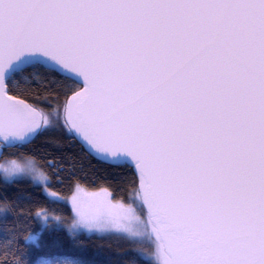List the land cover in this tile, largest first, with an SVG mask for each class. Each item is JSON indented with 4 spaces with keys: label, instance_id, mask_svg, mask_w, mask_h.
<instances>
[{
    "label": "snow or ice",
    "instance_id": "1",
    "mask_svg": "<svg viewBox=\"0 0 264 264\" xmlns=\"http://www.w3.org/2000/svg\"><path fill=\"white\" fill-rule=\"evenodd\" d=\"M37 66L82 81L64 125L7 94ZM58 130L134 169L129 206L73 197L69 235L154 236L158 264H264V0H0V155ZM28 172L50 184L32 157L3 181Z\"/></svg>",
    "mask_w": 264,
    "mask_h": 264
},
{
    "label": "trees",
    "instance_id": "2",
    "mask_svg": "<svg viewBox=\"0 0 264 264\" xmlns=\"http://www.w3.org/2000/svg\"><path fill=\"white\" fill-rule=\"evenodd\" d=\"M23 75L29 82L20 80V86H10L8 94L37 108L53 123V112L58 109L59 123L64 125L65 102L80 86L71 85L63 76L40 66L27 69ZM26 157L34 158L37 167L49 177L48 190L62 197L80 187L86 191L106 190L113 201L124 202L125 206L136 199L130 196V167L114 168L97 161L69 138L66 130L44 132L23 148L4 149L1 159ZM5 200L7 210L0 211V260L5 259L3 246L8 243L9 264H58L65 258L74 259L77 264H129L139 255L131 240L117 234L81 232L73 236L61 226L57 230L51 222L45 228L38 213L69 219L71 209L63 202H50L55 200L46 197L42 187L29 180L4 182L0 175V201ZM148 262L140 256V264Z\"/></svg>",
    "mask_w": 264,
    "mask_h": 264
},
{
    "label": "rangeland",
    "instance_id": "3",
    "mask_svg": "<svg viewBox=\"0 0 264 264\" xmlns=\"http://www.w3.org/2000/svg\"><path fill=\"white\" fill-rule=\"evenodd\" d=\"M3 145V144H0ZM12 159V158H4L0 160V175L3 178L4 175V167L7 166V162ZM20 162L23 164L24 163V158L20 159ZM39 169V168H38ZM40 170V169H39ZM41 171V170H40ZM42 172V171H41ZM33 176H36L37 179H39V175L38 173H33V172H28L26 175L23 176H19L17 179H25V180H29L33 183ZM15 179V180H17ZM47 183H45V185H39L42 187L44 193L47 192V196L51 199V200H55V201H60L63 202L65 204H67L70 209H71V216L69 219H64V218H60V217H54L51 215H48L44 212H40L38 213L39 219L41 220L42 223H49L51 222L52 224L57 225V222H59V226L63 227L67 232L69 230V228H71L73 226V224L76 221V215H75V211L73 209V205H72V200L73 197H76L78 202L84 206H87L91 203H93V198L96 197L99 194H102L103 192H105L106 190H100V191H86L80 187H77L74 192L67 197H62L56 193H53L51 191L48 190L47 188ZM109 199L111 200L112 203H117L115 201L112 200V198L109 195ZM137 215H139V213H137ZM141 219L144 221V223H147L148 220V216L144 213L143 216L141 217ZM133 227L135 228L136 225L133 223ZM139 228L141 230V232H143L144 230V224L139 225ZM150 231V229H149ZM81 232H86V233H110V234H117L120 235L116 230L114 229H108V230H98V229H93V230H88V229H81L79 232L77 233H81ZM121 236V235H120ZM135 239L140 240L143 239L142 236H138L135 237ZM29 240H33V237H30ZM130 240V239H129ZM134 244V249L135 251H137L139 253V255L141 257H143L144 259L151 261L155 264H158L157 261V249H156V241H155V237H151V239H148L144 244H139V243H133Z\"/></svg>",
    "mask_w": 264,
    "mask_h": 264
},
{
    "label": "water",
    "instance_id": "4",
    "mask_svg": "<svg viewBox=\"0 0 264 264\" xmlns=\"http://www.w3.org/2000/svg\"><path fill=\"white\" fill-rule=\"evenodd\" d=\"M57 73V72H56ZM59 75H61L60 73H58ZM62 76V75H61ZM82 81H81V84H80V88H79V90H77V91H80L81 89H82ZM76 91V92H77ZM8 94V93H7ZM75 93H73L72 95H74ZM9 95V94H8ZM71 95V96H72ZM71 96H69L68 97V99H70L71 98ZM13 97V96H12ZM15 100H20V99H18V98H15V97H13ZM68 99L66 100V102H65V105H64V110H63V121H64V124H65V121H66V114H65V106H66V104H67V101H68ZM23 101V100H22ZM25 102V101H24ZM26 103V102H25ZM28 104V103H27ZM75 140L77 141V143L84 149V151L88 154V155H90L89 154V152L87 151V147H86V144L85 143H82L81 142V140L79 139V138H75ZM6 143V141L2 138V137H0V144H5ZM29 144V143H28ZM1 156L2 155H0V158H1ZM92 158H94V159H96L97 161H100V162H102V163H104V164H107V165H110V164H108V163H105V162H103V161H101L100 159H97V158H95V156L94 155H90ZM132 169V171H133V173H134V169L133 168H131ZM144 212L146 213V215H147V210L145 209L144 210ZM148 216V215H147Z\"/></svg>",
    "mask_w": 264,
    "mask_h": 264
},
{
    "label": "flooded vegetation",
    "instance_id": "5",
    "mask_svg": "<svg viewBox=\"0 0 264 264\" xmlns=\"http://www.w3.org/2000/svg\"><path fill=\"white\" fill-rule=\"evenodd\" d=\"M3 156V155H2Z\"/></svg>",
    "mask_w": 264,
    "mask_h": 264
}]
</instances>
